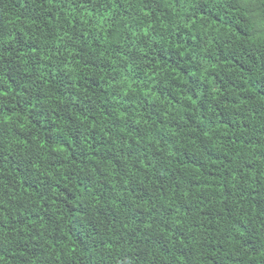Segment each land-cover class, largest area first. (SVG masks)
<instances>
[{"label":"trees","instance_id":"trees-1","mask_svg":"<svg viewBox=\"0 0 264 264\" xmlns=\"http://www.w3.org/2000/svg\"><path fill=\"white\" fill-rule=\"evenodd\" d=\"M0 264H264V0H0Z\"/></svg>","mask_w":264,"mask_h":264}]
</instances>
